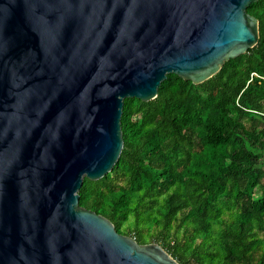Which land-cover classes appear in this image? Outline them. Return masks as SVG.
<instances>
[{
    "label": "water",
    "instance_id": "water-1",
    "mask_svg": "<svg viewBox=\"0 0 264 264\" xmlns=\"http://www.w3.org/2000/svg\"><path fill=\"white\" fill-rule=\"evenodd\" d=\"M260 0H0V264H179L80 206L125 100L199 86L260 40Z\"/></svg>",
    "mask_w": 264,
    "mask_h": 264
},
{
    "label": "trees",
    "instance_id": "trees-1",
    "mask_svg": "<svg viewBox=\"0 0 264 264\" xmlns=\"http://www.w3.org/2000/svg\"><path fill=\"white\" fill-rule=\"evenodd\" d=\"M258 45L202 85L169 75L125 100L124 149L80 206L179 264H264V0Z\"/></svg>",
    "mask_w": 264,
    "mask_h": 264
}]
</instances>
